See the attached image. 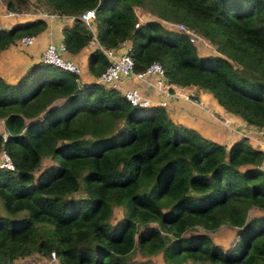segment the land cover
<instances>
[{
	"label": "trees",
	"instance_id": "1",
	"mask_svg": "<svg viewBox=\"0 0 264 264\" xmlns=\"http://www.w3.org/2000/svg\"><path fill=\"white\" fill-rule=\"evenodd\" d=\"M27 1L0 3L19 12ZM34 2L58 15L94 9V33L77 19L62 29L68 52L93 37L104 49L127 43L134 71L157 62L167 83L209 93L246 125L264 127V0ZM135 8L161 21L135 27ZM164 21L184 24L217 54L199 56ZM44 28L35 19L0 29V51ZM106 65L98 48L88 54L89 72ZM49 67L33 63L14 84L0 78V152L12 164L0 168V264L50 252L57 264H152L154 255L163 264H264V214L246 217L264 212V151L244 137L228 147L210 141L160 106H131ZM43 159L51 164L41 167ZM221 225L239 237L227 251L206 234Z\"/></svg>",
	"mask_w": 264,
	"mask_h": 264
},
{
	"label": "crops",
	"instance_id": "2",
	"mask_svg": "<svg viewBox=\"0 0 264 264\" xmlns=\"http://www.w3.org/2000/svg\"><path fill=\"white\" fill-rule=\"evenodd\" d=\"M34 6L37 7L34 0H28L27 5L23 6V8L28 7L27 9H21L19 12H11L6 10L5 6L0 3V29H8L16 23L35 19H41L45 22L44 30L36 35H32L34 39L31 43L22 45L20 42L16 41L14 44L0 51V78L10 84L17 82L31 64L39 62V56L47 44L60 43L62 29L64 27H70L73 24V21L70 20L68 16L42 17L39 14L42 10L39 9V7L32 8ZM142 16L145 17L144 14ZM138 19L140 18L138 17ZM92 30L94 33L93 23ZM119 46V48H121V45ZM99 47L101 46L96 41L95 37H93L85 47L80 49V51L70 53L65 50L62 54L64 59L72 60L81 69L80 75L77 81H75L78 85L95 83L97 76L88 71L87 58L90 52L96 48L99 49ZM199 49L200 47H196V51ZM122 86L123 88L137 86L141 94L148 99L150 106L164 107L160 105L162 97L151 88L145 87V85L139 84V82L132 79L125 80ZM189 87L191 86L178 87L169 84V91L172 95L171 98L165 99V112L174 124L192 129L203 138L226 147L239 138L237 134L240 130H245V128L250 129L251 126L246 125L240 118L224 111L212 98L210 100V98H208L209 95H204L202 91L194 87ZM185 92L190 93L185 94ZM190 94L196 95L198 101L184 98L185 95ZM61 101L62 99H58L54 104L60 103ZM224 123L229 127L225 126ZM1 130L2 128L0 127V131ZM247 141L251 147L255 148V145L249 142V140ZM258 150L264 151L261 148ZM257 211L262 212L260 210Z\"/></svg>",
	"mask_w": 264,
	"mask_h": 264
},
{
	"label": "built area",
	"instance_id": "3",
	"mask_svg": "<svg viewBox=\"0 0 264 264\" xmlns=\"http://www.w3.org/2000/svg\"><path fill=\"white\" fill-rule=\"evenodd\" d=\"M39 14L42 17H58V14L40 11ZM68 16L70 20L74 21L77 19L80 21L87 29H89L92 33V23L95 18L94 9H89L78 16L71 15H62V17ZM139 24V21L135 24V27ZM175 28L176 31L182 32L187 35L188 41L194 47H200L203 45H207L206 41L197 33L192 30H189L182 23H166ZM34 39V36H22L19 38L18 42L22 45H27L31 43ZM63 36L61 38L60 43L52 44L49 43L45 46L44 50L41 52L39 56V62L49 65L54 68H58L62 71H67L76 76L75 81H77L78 76L80 75L81 69L78 65L72 60L64 59L62 54L66 50L65 44L62 41ZM121 47L125 48V53L118 54L116 52L117 48H108L104 49L99 47L103 56L107 60L106 67L97 75L95 79V83L104 87L107 90H112L118 92L131 106L145 108L149 107L148 99L141 94L137 86L130 88H123L122 84L125 80H135L139 82V84L145 85V87L151 88L158 95L163 97L160 102L161 106L165 111V99L171 98L172 93L169 91V83H167L163 69L157 62L150 63L143 71L136 72L133 70V62L131 57L129 56V46L127 43L122 42ZM186 98V95H185ZM227 126L226 123H224ZM229 127V126H227ZM240 137H244L253 145L264 150V127L255 128L250 127V129L244 130ZM0 168H6L11 170L12 164L8 155L4 152H0ZM37 258V260H35ZM57 257L53 252H50L48 257H27V258H16L10 261L9 264H57Z\"/></svg>",
	"mask_w": 264,
	"mask_h": 264
},
{
	"label": "rangeland",
	"instance_id": "4",
	"mask_svg": "<svg viewBox=\"0 0 264 264\" xmlns=\"http://www.w3.org/2000/svg\"><path fill=\"white\" fill-rule=\"evenodd\" d=\"M135 10L137 12L138 17L140 18L139 19V23L144 22L148 18H149L148 20L154 19V20H157L159 22L161 21L159 19L153 18L152 16H149L146 13V11L142 10L141 8H135ZM143 14L145 15V17L142 16ZM166 23H168V22H166ZM164 27H166V28L169 27L168 29H172V30L176 31L175 28L169 26L168 24H165ZM206 43H207V45H203V43H201L202 45H200V49L198 51H196V53H198L199 56H203L205 54H207V55H215V54H217L215 49H214V46L211 45L208 41H206ZM50 69L52 71V74L58 75V74L61 73V71L58 70L57 68H50ZM189 88H192V86L189 87ZM194 88H193V90H194ZM189 93L190 92H185V94H189ZM203 94L204 95H209L208 98H210V100H211L212 97L210 96L209 93H206V92L203 91ZM186 98L190 99L189 95H186ZM162 99H163V97H162ZM58 110H57V112H58ZM1 122H0V127L2 128V123ZM246 129L247 128H245V130ZM243 130H240V132L237 134L238 137H240L241 136L240 134H242L244 132ZM2 132L3 131L1 130L0 133H2ZM2 136L5 137V134L2 133ZM254 147H255V149H259L257 146H254ZM48 164H51V161L49 159H43L42 162H41V167H44V166H46ZM81 196H83L82 193H77L76 192V193L73 194V197H75V198H78V197H81ZM260 214L262 215V214H264V212H259V211L255 210V209H251L250 211H248L246 217L250 218L251 216H258ZM120 215H121L120 208H115L113 210V216L111 217V222H115V220L118 219L120 217ZM193 232L194 231L191 230V231L186 232L184 235L188 236V234H191ZM196 232L197 233H206L205 231H203L199 227L196 228ZM235 233H236V229L235 228H231V227H228L226 225H221L219 228H217L215 231H213V233L208 232L206 234L211 239L213 244L221 247L224 251H227V250L231 249L232 247H235L236 244L239 243V237H237ZM135 256L138 257L137 255H135ZM32 257H37V256H32ZM149 259H150L152 264H163V262L161 260V257L158 256V255L150 256ZM35 260H37V258H35Z\"/></svg>",
	"mask_w": 264,
	"mask_h": 264
},
{
	"label": "water",
	"instance_id": "5",
	"mask_svg": "<svg viewBox=\"0 0 264 264\" xmlns=\"http://www.w3.org/2000/svg\"><path fill=\"white\" fill-rule=\"evenodd\" d=\"M116 52H117L118 54L125 53V48H124V47L118 48V49L116 50ZM189 98H190L191 100H193V101H198V97H197L196 95H192V94H190V95H189Z\"/></svg>",
	"mask_w": 264,
	"mask_h": 264
}]
</instances>
